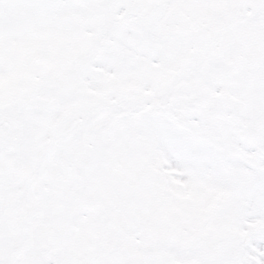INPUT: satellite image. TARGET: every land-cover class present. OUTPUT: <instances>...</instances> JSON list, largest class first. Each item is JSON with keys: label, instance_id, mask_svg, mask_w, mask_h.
<instances>
[{"label": "snow or ice", "instance_id": "obj_1", "mask_svg": "<svg viewBox=\"0 0 264 264\" xmlns=\"http://www.w3.org/2000/svg\"><path fill=\"white\" fill-rule=\"evenodd\" d=\"M0 264H264V0H0Z\"/></svg>", "mask_w": 264, "mask_h": 264}]
</instances>
